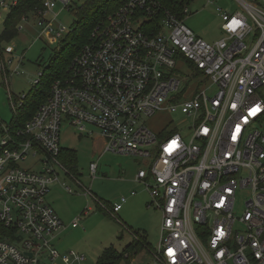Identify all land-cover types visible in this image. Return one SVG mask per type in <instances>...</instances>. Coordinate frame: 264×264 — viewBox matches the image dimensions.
Returning a JSON list of instances; mask_svg holds the SVG:
<instances>
[{"label":"built area","instance_id":"built-area-1","mask_svg":"<svg viewBox=\"0 0 264 264\" xmlns=\"http://www.w3.org/2000/svg\"><path fill=\"white\" fill-rule=\"evenodd\" d=\"M233 1L238 10L219 13L224 36L208 43L185 23L188 5L179 18L160 0H123L23 128L12 133L0 123V264H84V255L54 244L64 223L47 196L60 172L113 215L126 202L106 204L64 165V123L83 136L96 130L105 152L145 161L134 181L161 212L159 243L146 249L152 264H264V0ZM57 2L68 9L73 0H41L40 37L68 32L56 24L59 13L46 19ZM13 52L0 40V75L15 112L25 94L15 102L8 89ZM178 64L189 69L184 77ZM182 80L196 91L179 101ZM163 110L191 121L184 134L145 125ZM97 168L89 163L91 178Z\"/></svg>","mask_w":264,"mask_h":264},{"label":"rangeland","instance_id":"rangeland-1","mask_svg":"<svg viewBox=\"0 0 264 264\" xmlns=\"http://www.w3.org/2000/svg\"><path fill=\"white\" fill-rule=\"evenodd\" d=\"M82 1L74 0V5ZM5 3L7 7L0 6V35L12 9L11 0H5ZM188 9L185 23L197 36L208 43H213L224 36L221 30L220 11L234 12L238 7L233 0H190ZM54 13H59L56 24L65 25L66 30L71 31L77 21L72 11L62 9V4L57 2L46 19H51ZM38 21L34 14L27 15V19L21 22L23 28L18 30L17 35L11 40L3 41L4 46L10 45L14 48L12 62L7 68L14 70L17 67V73H13L8 80V89L13 94L15 102L18 96L30 92L34 85L33 81L48 70L51 59L62 49L60 39L54 38L53 35L39 36L42 26H38ZM69 50L70 46H65L63 55ZM178 66L182 67L185 73L182 72L180 77H184L189 72L188 67L182 64ZM3 81V76L0 75V123L5 125L11 121L13 110L7 86ZM194 86L182 80L178 100L191 98L196 91ZM144 123L155 133L163 129L164 135L173 128L184 134L191 121L179 112L170 113L163 110L147 117ZM96 133L98 132L95 130L92 136H83L64 123L60 133V145L62 148L75 150L77 169L75 176L86 188H90L96 197L111 205L118 202L121 196H127L119 213L113 215L102 209L93 197L84 195L76 182L62 172L59 175L60 183L53 185L47 196V200L67 226L57 235L54 241L56 248L62 253L74 251L84 255L86 258L84 264H97L103 251L110 246L121 251L133 240L132 232L145 235L148 244L153 248L157 247L160 238L161 212L148 204L150 202L148 192L133 180L138 169L146 167L145 161L112 152L100 155L101 140L96 137ZM31 162L32 160H26L20 165L26 167ZM90 162L98 164L94 178L89 174ZM61 182L69 186L73 193L67 192ZM133 190L137 193L130 195ZM87 208H89L87 214L82 215ZM76 217L78 225L71 228L69 225ZM129 263L152 264V259L149 251L141 247L140 252ZM129 263L125 260L120 262Z\"/></svg>","mask_w":264,"mask_h":264},{"label":"trees","instance_id":"trees-1","mask_svg":"<svg viewBox=\"0 0 264 264\" xmlns=\"http://www.w3.org/2000/svg\"><path fill=\"white\" fill-rule=\"evenodd\" d=\"M162 5L179 18L183 17V8L190 0H160ZM123 0H83L74 5V0L68 10L76 17V22L71 31L60 38L61 50L55 53L51 59L48 70L41 73L38 83L34 84L28 94H25L22 105L13 112L11 121L7 124L12 133L23 128L26 121L35 113L36 109L46 101L50 94L51 85L54 81L64 78L68 74V68L75 55L88 43L94 28L106 19ZM41 8V0H18L17 4L8 14L0 40L13 39L17 33V24L23 16L37 14ZM70 46V50L63 55V48ZM76 152L70 148H60L59 158L72 174L77 173ZM133 240L121 251L113 246L106 248L97 264H120L122 260L129 263L140 249H148L145 235L132 232ZM131 258V259H130ZM130 259V260H129Z\"/></svg>","mask_w":264,"mask_h":264},{"label":"crops","instance_id":"crops-1","mask_svg":"<svg viewBox=\"0 0 264 264\" xmlns=\"http://www.w3.org/2000/svg\"><path fill=\"white\" fill-rule=\"evenodd\" d=\"M96 137H98L100 140H101V146H100V150H99V152H100V155H103L104 153H107V152H105L104 151V139H103V137L99 134V133H96ZM136 175V174H135ZM134 178H135V176L133 177V180H134ZM137 183V182H136ZM138 185H140L139 183H137ZM133 191H135V190H133ZM136 192V191H135ZM137 193V192H136ZM135 193V194H136ZM131 195V194H130ZM126 200H127V196H126ZM54 208V207H53ZM122 209V208H121ZM119 213V212H118ZM70 226V225H69ZM65 228H67V226H65L64 225V228H62L61 230H63V229H65ZM72 228V227H71ZM74 228H76V227H74ZM60 230V231H61ZM60 231H59V233H60ZM59 235V234H58Z\"/></svg>","mask_w":264,"mask_h":264},{"label":"water","instance_id":"water-1","mask_svg":"<svg viewBox=\"0 0 264 264\" xmlns=\"http://www.w3.org/2000/svg\"><path fill=\"white\" fill-rule=\"evenodd\" d=\"M30 255V254H29Z\"/></svg>","mask_w":264,"mask_h":264}]
</instances>
